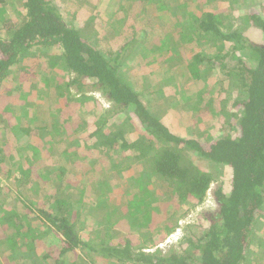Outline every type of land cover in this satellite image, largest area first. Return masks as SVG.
Wrapping results in <instances>:
<instances>
[{"label": "trees", "instance_id": "1", "mask_svg": "<svg viewBox=\"0 0 264 264\" xmlns=\"http://www.w3.org/2000/svg\"><path fill=\"white\" fill-rule=\"evenodd\" d=\"M138 1L147 6L152 0ZM222 1L224 11L214 12L205 8L214 0H163L168 13L175 11L170 48L163 38L145 45L147 32L135 25L121 44L100 47L95 17L76 27L70 21L79 13L67 11V17L53 0H0V106L9 105L0 118L7 138L0 146L1 259L29 248L38 264L264 260V0ZM3 3L13 15H6ZM182 43L189 44L182 47L184 73L164 76L157 92L146 85L147 71H140L143 85L137 86L125 69L129 57L150 50L175 60ZM36 63L44 65L37 72ZM40 74L45 83L30 82ZM198 82L203 86L192 90ZM173 116L175 127L166 121ZM39 147L56 155L49 171L36 167L32 151ZM77 148L110 164L94 179L90 205L66 178L81 156ZM133 168L137 176L124 180ZM114 175L120 187L110 183ZM213 183L214 208L188 226L180 252H146L143 242L179 229L184 213L204 203ZM115 191L124 196L119 205L111 200ZM156 213L164 221L152 224ZM131 229L143 246L124 234Z\"/></svg>", "mask_w": 264, "mask_h": 264}, {"label": "rangeland", "instance_id": "2", "mask_svg": "<svg viewBox=\"0 0 264 264\" xmlns=\"http://www.w3.org/2000/svg\"><path fill=\"white\" fill-rule=\"evenodd\" d=\"M196 1V0H194ZM215 3H211L209 6H205V8H208L214 12H218V11H224V2L222 0H214ZM53 3L61 8V9H66L64 12L65 15L68 17V12H73L75 13H79L78 16H76L74 19L72 18L73 25L74 26H79V27H83L85 25L86 20L90 17H95L94 18V30L97 33V40H98V44L100 47H113V45L115 43L121 44L124 40V38H129L131 37L130 31L129 29L133 28V25H135L136 27V31L138 32H147V35H145L146 38V43L145 45H149V42L152 41V39L154 40V38L159 42L162 43L164 42L162 40L165 39L166 42H168V46L170 47V41L169 38L167 37V33H168V29L170 27V23L175 19L174 18V12L173 13H168L169 11L167 10V7H165L163 0H152L150 2H148L147 4L149 5H145V3H142L141 1L138 0H53ZM177 2H173L171 3L173 6L176 5ZM5 11H6V15H13V11L10 10L9 6L7 5V3H3ZM117 4H119V6H123V11L122 9H119L117 7ZM192 5L193 2H191ZM201 6H197V9H201ZM145 11L147 14L146 18L143 16ZM141 12V13H140ZM143 12V13H142ZM135 13L138 14L134 15ZM140 13V14H139ZM127 14V16H126ZM64 15V16H65ZM128 17V18H127ZM127 18V19H126ZM232 19H231V23L232 24ZM233 26H236L235 24H232ZM110 26H112L110 28ZM143 30V31H142ZM166 32V33H165ZM164 34H166V36L164 37ZM127 38V39H128ZM144 38L141 37V41H143ZM254 39H256V37H254ZM184 42V41H182ZM186 42V41H185ZM189 44L183 45V43L181 45L178 46V48L176 49V53L174 55H176L175 60H165L166 59V52L164 53L163 50H154V51H146L143 52V55H134V57H129L128 59V65L125 67V69L127 70V72H129L131 75V79L133 80V82H135V84L137 86H142L143 85V78L141 79L140 76H142V72H146V76H147V82L146 85L149 86L150 91H154L157 92L160 89V80L167 75H172V74H176L177 76H179L180 74L184 73V67L186 64V53L187 50H184L182 47L183 46H187L188 47ZM151 46V45H150ZM139 47V46H138ZM171 48V47H170ZM172 50H168V56H170V54ZM174 51V50H173ZM141 51H137V53H140ZM191 49L190 52L191 53ZM152 57V61L150 63V65H146L144 64V60L148 59ZM227 61H230L229 59H227ZM232 64H235L234 62H232ZM35 72L38 71V69H40V66H44L42 65V63H36L35 64ZM141 70H145L140 72ZM31 78V77H30ZM37 78H31L30 82L32 83H38V82H42L45 83L43 80V77H41V74L39 75V78L36 80ZM184 79H181V83H184V85H186V83L184 82ZM204 84H210L212 83V81L207 80V82H203ZM202 82H198L196 84H191L190 88L192 90H195L196 88L202 87L203 86ZM51 86V85H50ZM51 88V87H50ZM48 90V89H47ZM75 91V89H74ZM167 92L169 91V88L166 90ZM28 92H30V90H28ZM89 95H95V97L104 104V106H108L107 102L105 99H103L102 96L98 95L97 93L94 92H90L88 91ZM27 93L23 94L24 99H27ZM156 99L158 100L157 95H155ZM153 98V97H152ZM8 105V104H7ZM0 106V118H1V114L4 110V108L7 106ZM30 104H27V106L29 107ZM9 107V105H8ZM38 108V107H37ZM47 109V108H45ZM165 117V116H164ZM177 117L175 118V116H173V119L171 121H169L168 119H166L167 124L170 125L171 127H175L176 122H177ZM180 129V128H179ZM183 130V129H182ZM0 146L2 145V142L6 141V135L5 133L3 134V132L0 130ZM181 136V134H180ZM131 137H134V134L131 135ZM2 148L4 149L5 153L8 154V149L4 146H2ZM40 149L37 151H32L33 152V157L35 159V161L37 162V168L38 167H42L44 169H47V171L51 170L49 169V167L53 164H55V158L56 155H47L46 153H44L41 147H39ZM81 148V147H80ZM80 148H77V153L80 152L81 156L79 157L78 155L76 156V164H75V170H73L72 172H67L66 173V178L67 180L71 183V185L73 186V193H78L79 191H84V201H88L89 205L92 202V198H93V194H94V189H92V185L94 182L95 177L98 176V174H101L103 171H101L100 169H104V171L106 172L107 169L110 168V164L108 165H102L99 162L95 161L92 157H90V152H86V153H81V150H79ZM41 156L46 158L47 161L46 162H42L41 161ZM83 156V159H81ZM48 157L50 159H48ZM21 161V158L17 161L19 162ZM21 164H24V161H21ZM22 167V166H21ZM114 167H112L110 170H112ZM45 173L46 170H45ZM113 173V172H111ZM123 179L126 180L128 178L132 179L134 177L137 176V172L136 170L133 168L131 170L125 171L123 174ZM119 181L118 177L116 175H114V177H111L110 179V183H115L118 184L117 182ZM124 185V183H123ZM119 186V184H118ZM116 186V187H118ZM217 186L216 183H213L210 187V189L207 192L206 198L204 203H202L201 205L197 206L196 208L187 211V213H184L185 211L183 210V213L185 214L184 217L181 218L180 221V227L179 229H176L175 231L171 232L170 234H167L165 237L162 236H158V237H153V241L151 242H143L141 239V236L136 234L137 232L134 233V231L131 229L128 230V232L130 231L131 233L128 232H124V234H132V238L134 241V245L136 244H141V242H143V244L145 246H143V248L146 252H153L155 251L157 248L161 249L163 251L168 250L169 248H173V250H175L176 252H180L179 249H181V245H180V238H182L183 236H186L187 234L190 233L188 226L190 225H194L195 223H198V218L201 214H203L204 212H209L212 211L214 208V199L212 196V191L215 189V187ZM120 187V186H119ZM230 187L228 182H224L223 183V189L224 190H228V188ZM122 188L124 189L123 194L126 192V188L127 186H122ZM121 189V188H120ZM129 193L128 197H135L134 193H131L130 190H127ZM122 194V195H123ZM95 197V196H94ZM124 196L118 195L117 196V192L115 191V194L111 196V200L114 202V204L119 205V203H123L121 201V199ZM11 204V201H10ZM10 206V205H9ZM95 208V207H94ZM10 209H13V211L15 210V207L12 205L10 207ZM122 211H125V205L120 206L119 208ZM119 210V211H120ZM17 210H15V214L17 215ZM156 216L152 217V224L157 222V223H161L164 221V215H158V213L154 214ZM200 223V222H199ZM98 230L97 232H99V227H96ZM115 229L118 230H123L122 227H117L114 226ZM124 231V230H123ZM137 231V230H136ZM264 233V231H263ZM98 234V233H97ZM131 237V236H130ZM129 237V238H130ZM120 238V237H118ZM139 238V239H137ZM155 242V243H154ZM26 248V247H25ZM23 257H27L28 259L30 258H34V261L32 260L33 264H38L39 263V259L37 257V255L35 254V251L30 250L29 248L26 249H22L19 253H17L15 256L13 257H9V258H4L1 259V255H0V261H2V264H16L15 262H12V260H19L18 264H29V262L23 261L22 258ZM23 258V259H25ZM36 262V263H34ZM264 264V260H258V258H255V260H253V264ZM106 264H114V262H106Z\"/></svg>", "mask_w": 264, "mask_h": 264}, {"label": "crops", "instance_id": "3", "mask_svg": "<svg viewBox=\"0 0 264 264\" xmlns=\"http://www.w3.org/2000/svg\"><path fill=\"white\" fill-rule=\"evenodd\" d=\"M30 259H32L33 261H34V258L32 257V258H30Z\"/></svg>", "mask_w": 264, "mask_h": 264}]
</instances>
